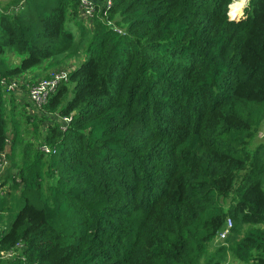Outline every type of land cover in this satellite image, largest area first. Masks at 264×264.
Masks as SVG:
<instances>
[{
	"label": "trees",
	"instance_id": "obj_1",
	"mask_svg": "<svg viewBox=\"0 0 264 264\" xmlns=\"http://www.w3.org/2000/svg\"><path fill=\"white\" fill-rule=\"evenodd\" d=\"M233 2L0 11V191L22 202L0 264H264V0ZM70 63L40 108L5 87Z\"/></svg>",
	"mask_w": 264,
	"mask_h": 264
},
{
	"label": "built area",
	"instance_id": "obj_2",
	"mask_svg": "<svg viewBox=\"0 0 264 264\" xmlns=\"http://www.w3.org/2000/svg\"><path fill=\"white\" fill-rule=\"evenodd\" d=\"M76 1L79 3V10H80V16L83 19H91L93 18L98 12H95L96 5H94L89 0H71ZM247 0H245L246 3ZM103 7L109 9L111 6V0H101L100 2ZM17 10L16 7L10 8L8 10L9 13H15ZM106 16V14H104ZM229 16V12H228ZM231 20H237L234 15L229 16ZM118 33H121L120 30L114 28ZM67 71L59 70L57 72L52 73L49 77L41 80L34 81L29 87H28V99L29 102L32 103V105L36 108H40L43 105L47 104L49 98L56 92V89L59 85V83L66 79ZM6 89L12 92H19L20 91V85L16 80H10L5 84ZM59 116H55L56 120L60 122L61 124V130H65L66 126L69 124L71 118L69 117H63L58 118ZM41 150L45 153H49V150L45 147H42ZM6 165V161L4 159V155H0V167L3 169V167ZM2 192L0 191V194ZM233 227V222L230 218H227L224 226L221 228V230L217 233L216 241L223 242L228 235L230 234V231ZM13 253H7L5 254L6 257H11Z\"/></svg>",
	"mask_w": 264,
	"mask_h": 264
},
{
	"label": "rangeland",
	"instance_id": "obj_3",
	"mask_svg": "<svg viewBox=\"0 0 264 264\" xmlns=\"http://www.w3.org/2000/svg\"><path fill=\"white\" fill-rule=\"evenodd\" d=\"M243 1L244 0H242V5H243ZM235 2H236V0L232 3V5H234ZM237 3H239V2L237 1ZM244 3H245V1H244ZM236 6H240V5L236 4ZM242 10H243V8H242ZM235 17H236V19H240L242 17V11L239 12V16H235ZM67 27H71V29H73L72 26L69 25V23H66L65 28H67ZM76 38H77V35H76ZM74 61H75L74 64L78 62V60H74ZM63 66H65V65H62V67ZM67 68H70L69 64H67V67H65V68H59L58 67V68H54L51 70H48V69L44 70L45 67H43L41 69L33 70L32 74L36 75L37 77L40 76L38 78V80H41V79H45V78L49 77L52 73L57 72L58 70H64ZM45 76H47V77H45ZM17 82L20 85L19 89L21 91V93L19 91L18 94L20 97L22 96L21 99H19V98H17V99H19V103L21 105H23L26 103V101L29 102L28 87L30 86L31 82H30V80L25 79V78H21L20 80H17ZM23 84H28V86L23 85ZM30 108H32V107H29V108L27 107V109H26L27 114L30 116H35L37 118V120H41L42 118L38 116V115H40L39 110L36 109V111H32ZM26 111H25V114H26ZM25 114L23 115V118H24V116H26ZM53 115L54 114H52V115L46 114V117L52 118ZM45 123L46 122L43 121V124H45ZM22 128H23L22 134L26 135V132H27V139H30V141L36 137V136L29 134V131H30L29 126L23 125ZM262 133H264V127L263 126L260 130V135H259L260 137L262 136ZM2 172H3V169L0 167V174ZM263 189H264V184H263ZM11 190H13V189H10V190L4 189L3 192L0 194V213L4 212V210H6L3 214H0V232L6 230L8 228V226L10 225L12 220L14 219L16 213L18 212V210L22 206V202H19V206L16 208V201L18 200V193L15 190H13V191H11ZM14 196L16 197V199H14ZM2 204H5L6 209H2V207H3Z\"/></svg>",
	"mask_w": 264,
	"mask_h": 264
},
{
	"label": "crops",
	"instance_id": "obj_4",
	"mask_svg": "<svg viewBox=\"0 0 264 264\" xmlns=\"http://www.w3.org/2000/svg\"><path fill=\"white\" fill-rule=\"evenodd\" d=\"M16 0H0V11L3 10L4 8H6L7 6H9V9L10 8H13V7H17L16 5H14L13 3L15 2ZM90 2H92L94 5H99L101 0H89ZM22 3V2H21ZM69 66H73V63H70ZM28 75H31L33 76L34 74H28ZM30 76V77H31ZM29 77V78H30ZM40 76H36L34 75V77H31L30 78V82H32L33 80H37ZM29 78H25V79H29ZM55 114L52 116V119L55 118ZM14 199H16V197L14 196ZM2 209H6V206L5 204H2ZM19 206V200L16 201V208ZM6 210H4L5 212ZM4 212H1L0 214H3ZM9 227V226H8ZM233 264H239V263H233Z\"/></svg>",
	"mask_w": 264,
	"mask_h": 264
},
{
	"label": "bare ground",
	"instance_id": "obj_5",
	"mask_svg": "<svg viewBox=\"0 0 264 264\" xmlns=\"http://www.w3.org/2000/svg\"><path fill=\"white\" fill-rule=\"evenodd\" d=\"M235 1V0H234ZM237 1L239 2V3H237ZM245 1V0H244ZM244 1H243V5H242V0H236V2L234 3V5H230V7H229V13H230V15L232 16V15H237V14H239V12H237V11H239L241 8H243V6H244ZM236 4H239L240 6H236ZM242 11V10H241ZM233 12H235V13H233Z\"/></svg>",
	"mask_w": 264,
	"mask_h": 264
},
{
	"label": "water",
	"instance_id": "obj_6",
	"mask_svg": "<svg viewBox=\"0 0 264 264\" xmlns=\"http://www.w3.org/2000/svg\"><path fill=\"white\" fill-rule=\"evenodd\" d=\"M244 6H245V3H244ZM244 6H243V8H244Z\"/></svg>",
	"mask_w": 264,
	"mask_h": 264
}]
</instances>
